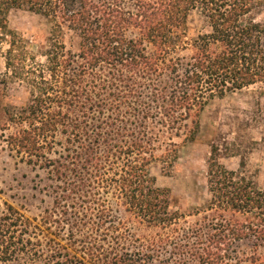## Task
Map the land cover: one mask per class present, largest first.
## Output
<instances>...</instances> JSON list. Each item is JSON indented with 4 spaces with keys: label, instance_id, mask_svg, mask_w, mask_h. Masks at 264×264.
<instances>
[{
    "label": "trees",
    "instance_id": "1",
    "mask_svg": "<svg viewBox=\"0 0 264 264\" xmlns=\"http://www.w3.org/2000/svg\"><path fill=\"white\" fill-rule=\"evenodd\" d=\"M133 3L126 9L122 0H0L5 77L26 83L30 94L24 107L8 112L28 128L7 143L29 164L44 162L61 183L55 211L42 223L67 226L79 247L72 254L48 236L50 229L46 235L9 206L0 218V262L264 264V190L224 166L218 148L208 161L210 199L192 224L150 173L158 161L177 160L176 138L197 140L210 102L264 84V27L252 17L264 0ZM197 9L211 32L193 41V55L176 57L189 44L188 17ZM12 10L55 23L46 63L10 28ZM62 26L78 33L79 55L57 40ZM120 208L158 231L136 234Z\"/></svg>",
    "mask_w": 264,
    "mask_h": 264
},
{
    "label": "rangeland",
    "instance_id": "2",
    "mask_svg": "<svg viewBox=\"0 0 264 264\" xmlns=\"http://www.w3.org/2000/svg\"><path fill=\"white\" fill-rule=\"evenodd\" d=\"M122 1L126 9H134L133 0ZM252 17L264 27V8L254 11ZM8 21L10 28L28 41V50L36 57V61L46 63L43 55L49 49L54 30L57 29L55 23L26 10H12ZM210 32L211 28L202 11H192L188 17L185 38L189 44L186 49H178L175 56L193 55V41ZM128 35L134 36V33ZM55 36L64 43L66 51L74 55L80 54L81 39L77 32L62 26V33L57 32ZM146 45L152 52V47ZM8 48V43H0V218L8 213L10 206L18 216H24L31 223L40 226L46 235V230L50 229V233L56 235L48 236L62 246H71L68 251L72 253L79 247H72L68 227L42 223L43 218L49 217L47 211H55V199L58 196L55 191H58L57 186L61 183L56 181L51 169L41 167L44 162L39 166L29 164L26 155H18L7 143L9 136L28 128L29 125L19 119L13 120L8 112L24 107L30 97L26 83L5 77L7 70L4 56ZM200 121L201 129L194 143L185 142L184 136L175 139V162L167 165L158 161L150 166V173L156 179V185L170 189L174 207L185 215L190 224L203 217L204 206L210 199L207 171L213 147L218 148V157L224 166L229 170L241 172L252 179L260 190H264V84H257L223 99L213 100L201 114ZM165 147L156 153L158 157L165 154ZM50 157L57 158L55 154ZM116 202L114 210L117 209ZM120 209L121 218L128 222L136 234L142 236L158 231L148 230L145 224L126 214L124 208ZM53 216L54 220L59 218L57 215ZM63 227L65 232L60 231ZM0 264L26 263L11 261Z\"/></svg>",
    "mask_w": 264,
    "mask_h": 264
}]
</instances>
